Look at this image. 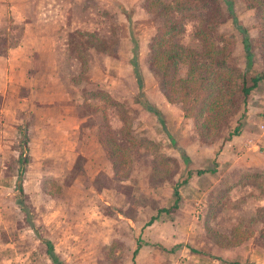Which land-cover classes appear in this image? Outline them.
Returning <instances> with one entry per match:
<instances>
[{
  "label": "rangeland",
  "instance_id": "obj_1",
  "mask_svg": "<svg viewBox=\"0 0 264 264\" xmlns=\"http://www.w3.org/2000/svg\"><path fill=\"white\" fill-rule=\"evenodd\" d=\"M166 1L159 0V3ZM230 1L236 26L245 31L248 39L251 65L245 74L247 80L253 74L264 73V7L261 4L250 9L242 0ZM0 5L1 53L6 44L18 42L22 30L18 14L32 12L38 21H47L53 28L58 26V33L63 29L64 52L54 45L56 51H49L48 57L57 64V73L68 76L71 67L67 60L76 59L74 76L82 82L84 108L97 111L94 115L97 118L102 116L100 142L109 160L107 168L113 174V182L124 186L121 191L127 203L131 204L134 196L132 189L139 193L138 218L146 220L160 208L169 207L175 199L172 195L175 186L186 179L176 188L177 212L160 216V224L170 226L166 244L170 231L174 230L168 223L172 217L178 218L175 227L180 244L177 246L181 249L178 264H204L200 262L202 259L207 264H264V81L257 83L245 98L244 106L239 105L219 131L205 134L206 143L197 142L191 120L183 117L179 104L167 103L160 73L148 67L147 47L161 19L157 11L144 10L143 0H0ZM220 5L222 46L231 54L228 61L242 71L245 60L241 34L231 23L224 5ZM178 26L177 35L167 44L199 52L198 20L185 19ZM59 38L61 41V35ZM131 62H135L137 74L142 72L147 82L141 81L138 86ZM50 68L52 65L47 67ZM184 76L183 65L176 66L174 78ZM150 90L162 94L171 115H162L151 108L144 94ZM103 110L105 115H100ZM241 133L245 134L241 141H236L239 137L235 141L234 137L230 138ZM226 141L241 143H231L224 150ZM248 142L253 144L249 147ZM179 150L186 155V164L182 163ZM118 158L121 163L114 165ZM1 163V240L8 241L15 236L24 247L25 236L32 235L24 225L29 220L35 232L34 256L38 257L37 253L44 250L36 237L44 239L46 235L61 240L62 251L71 250L73 236L84 232V226L74 229L73 225L83 218L95 217L97 208L92 196L62 194L58 179L47 182L23 174L20 181L23 191L18 194L14 190L17 179L12 178L18 170L14 157L5 150ZM196 171L204 173L196 174ZM96 183L100 184L98 180ZM91 185L95 183L90 182ZM38 187L48 195L36 194ZM165 218L169 219L168 223ZM12 220H17V224L10 227L8 222ZM128 246L121 242L114 244L112 257L105 250H98L101 256L95 261L97 264L125 263ZM187 249L198 253L189 254ZM64 257L63 260H68L67 254ZM212 258L218 262L213 263Z\"/></svg>",
  "mask_w": 264,
  "mask_h": 264
},
{
  "label": "crops",
  "instance_id": "obj_2",
  "mask_svg": "<svg viewBox=\"0 0 264 264\" xmlns=\"http://www.w3.org/2000/svg\"><path fill=\"white\" fill-rule=\"evenodd\" d=\"M29 13L18 14L17 20L22 22L18 42L6 44L4 53L0 50V172L5 150L14 157L16 166L21 152L26 157V163L22 167L24 176L41 181L46 179L47 182L48 179H58L62 194H87L89 197L92 196L94 208H97L94 218H83L73 225L74 229L84 226V232L77 230L79 232L75 235L77 238L73 236V249L62 251L61 240L57 238L54 240L49 235L44 239L36 237V241L43 247L42 241H48L61 264H97L95 260L100 259L101 256L98 250L101 252L105 250L104 253L112 257L114 255L112 247L120 242L129 245L126 247L128 250L125 255L127 261L122 264H178L181 250L177 246L180 244L177 241L175 228L178 218L172 217L170 223L167 221L169 219L165 218L169 225L174 226V230L168 235V244L166 237L170 226L167 228L166 225L160 224L161 214L177 212V206L167 212L162 211L172 208L174 200L169 207L160 208L146 220L138 218L141 209L139 193L132 189L133 200L130 199L131 204L127 203L126 196L121 191L124 186L113 182V174L107 168L109 160L103 150L104 145L100 142L101 123L99 122L100 120L102 122V116L97 118L94 116L97 111L91 112L84 108L82 82L74 76L76 59L67 60L71 67L68 76L57 73V64H53L48 57L49 51H56L54 45L62 53L64 52L63 29L58 33V26L53 28L47 21H38L32 12ZM51 65L53 68L47 69ZM139 75L140 82L144 83L146 78L143 73ZM102 78L107 77L102 76ZM101 83L107 86L104 82ZM105 93L111 95V92ZM154 93V90L144 93L151 108L162 115L165 113L171 115L170 106L165 102L162 94ZM101 114L105 115L104 110L100 112ZM91 119L93 122H90ZM244 135V133H241V136L236 134L230 138L234 137L235 141L239 137L236 141H241ZM21 142H25L24 147L21 146ZM228 142H225L227 144L224 150L225 147L228 149L230 146L227 148V145L231 143L233 145L241 143ZM248 144L250 147L253 142ZM242 148L238 146V149ZM17 173L16 168V175L14 174L12 178L17 179ZM97 180L100 184L96 183ZM90 182L95 183V186H89ZM20 188L22 194L21 184ZM14 190L18 192L15 187ZM35 192L42 196L48 195L39 187ZM14 208L18 210L15 206ZM8 223L11 227L17 224V220ZM24 225L32 234L25 236L24 247H21L22 243H19L15 236L8 241L0 238V264H5V260L10 264H51L45 255V247L37 253L38 257L34 256L33 224L26 220ZM45 227L47 228L48 224H45ZM84 244L90 245L84 247ZM77 247L78 250H75ZM5 248L8 251H3ZM108 249L110 250L107 252ZM187 252L195 253L192 249H187ZM64 254H67L68 260H63ZM202 260L200 262L207 264ZM212 262L217 263V258Z\"/></svg>",
  "mask_w": 264,
  "mask_h": 264
},
{
  "label": "trees",
  "instance_id": "obj_3",
  "mask_svg": "<svg viewBox=\"0 0 264 264\" xmlns=\"http://www.w3.org/2000/svg\"><path fill=\"white\" fill-rule=\"evenodd\" d=\"M242 1L246 8L260 7L261 4L264 7L262 0ZM220 4L224 5L231 23L241 34L240 42L245 60L242 71L228 61L231 54L222 46L224 36L219 30L223 22ZM143 8L148 13L157 11V16L161 19L160 26L155 28L147 47L148 67L152 72L160 73L163 97L167 103L181 106L183 117L190 119L193 124L197 142L206 143L205 134L208 131L212 133L219 131L227 118L237 111L238 106H244L245 98L257 83L264 81V73L253 74L246 80L245 74L251 65V54L245 31L236 26L237 20L233 14L232 3L230 0H168L165 3H159V0H143ZM185 19L198 20L196 38L201 44L199 52L190 50L188 52L167 44L177 35L178 24ZM199 28L202 30L200 31ZM178 65H183L185 68V76L182 79L174 78ZM131 66L139 86L140 76L137 74L135 62H131ZM233 130L235 131L236 128ZM124 134L127 137V134ZM129 140L133 142L132 138ZM21 146L24 147L25 142H21ZM179 153L182 163L186 164V155L180 150ZM120 161L121 159L118 158L113 164L121 163ZM25 163L26 157L20 152L17 159L18 183L15 186L19 193H21L22 167ZM201 173L203 171H196V174ZM185 181L186 179L180 184ZM180 184L174 188L175 199L172 208L162 210L163 212L176 207V188ZM42 243L45 247V255L51 264H61L55 257L51 244L46 240Z\"/></svg>",
  "mask_w": 264,
  "mask_h": 264
}]
</instances>
